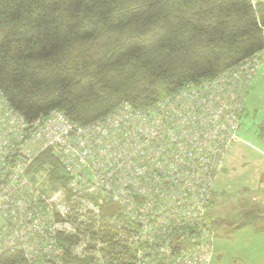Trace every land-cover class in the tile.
<instances>
[{
  "label": "trees",
  "instance_id": "trees-1",
  "mask_svg": "<svg viewBox=\"0 0 264 264\" xmlns=\"http://www.w3.org/2000/svg\"><path fill=\"white\" fill-rule=\"evenodd\" d=\"M263 26V2L253 0H0V92L28 122L56 110L80 126L122 104L144 109L203 82L209 96L212 82L263 48ZM258 129L264 137V120ZM125 170L115 169L106 180L118 187L127 172L134 200L136 188L146 194L152 189V172L135 184L133 171ZM26 172L31 181L43 174V191L66 181L64 167L49 150ZM89 200L97 212L68 215L74 231L56 233L59 254L53 261L30 262L23 251L6 249L0 264H136L130 242L136 228L124 206L90 194ZM210 204L209 197L207 220ZM70 208L75 211L79 202ZM263 220L264 211L250 210L234 228L257 231Z\"/></svg>",
  "mask_w": 264,
  "mask_h": 264
},
{
  "label": "built area",
  "instance_id": "built-area-1",
  "mask_svg": "<svg viewBox=\"0 0 264 264\" xmlns=\"http://www.w3.org/2000/svg\"><path fill=\"white\" fill-rule=\"evenodd\" d=\"M258 71L264 74V46L212 82L209 96L203 82L144 109L122 104L85 126L56 110L28 122L0 92V254L21 250L30 262L53 261L56 233L74 231L68 215L97 212L90 194L124 206L136 228L130 238L136 264H210L207 204L220 161L239 140L238 114ZM46 150L64 167L66 181L43 191V174L31 181L26 171ZM115 169H131L135 184L152 172V189L136 188L134 200L127 172L118 187L106 180ZM74 201L79 208L72 211Z\"/></svg>",
  "mask_w": 264,
  "mask_h": 264
},
{
  "label": "crops",
  "instance_id": "crops-1",
  "mask_svg": "<svg viewBox=\"0 0 264 264\" xmlns=\"http://www.w3.org/2000/svg\"><path fill=\"white\" fill-rule=\"evenodd\" d=\"M245 105V114L238 131L239 140L223 159L210 196L209 221L216 228L220 222H228L237 216L238 219L234 220L232 226L234 228L250 210L264 211V137L258 129V125L264 120L262 71L254 76ZM247 227L250 226L243 228Z\"/></svg>",
  "mask_w": 264,
  "mask_h": 264
},
{
  "label": "rangeland",
  "instance_id": "rangeland-1",
  "mask_svg": "<svg viewBox=\"0 0 264 264\" xmlns=\"http://www.w3.org/2000/svg\"><path fill=\"white\" fill-rule=\"evenodd\" d=\"M237 219L235 216L234 219L220 222L215 227V253L211 264H264V224L259 222L263 228L257 231L251 226L232 228L234 220Z\"/></svg>",
  "mask_w": 264,
  "mask_h": 264
}]
</instances>
